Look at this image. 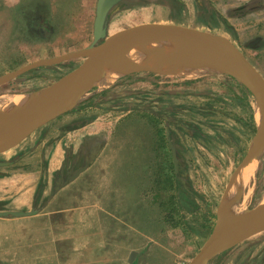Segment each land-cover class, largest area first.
I'll return each instance as SVG.
<instances>
[{"label":"rangeland","instance_id":"rangeland-1","mask_svg":"<svg viewBox=\"0 0 264 264\" xmlns=\"http://www.w3.org/2000/svg\"><path fill=\"white\" fill-rule=\"evenodd\" d=\"M30 1L18 6L16 0H5L0 8V76L94 41L98 0ZM201 6L197 30L231 40L264 77V0H206ZM137 11L113 15L109 35L131 26ZM84 61L42 67L0 86V109L16 97H32L53 85ZM166 67L156 72L109 69L114 72L108 71L64 114L88 110L85 115L98 123L102 142L111 137L116 147L134 148L122 150L125 155L140 156L142 144L148 145L150 237L160 239L143 264H189L227 203L239 220L264 205V148L241 169L253 154L258 128L257 141H264L261 111L251 92L219 71L172 72ZM32 135L0 158L27 148ZM160 223L163 228L156 229ZM208 264H264V231Z\"/></svg>","mask_w":264,"mask_h":264},{"label":"crops","instance_id":"crops-1","mask_svg":"<svg viewBox=\"0 0 264 264\" xmlns=\"http://www.w3.org/2000/svg\"><path fill=\"white\" fill-rule=\"evenodd\" d=\"M205 1L123 0L109 19L139 10L124 30L145 24L197 30ZM78 112L46 124L27 148L0 158V214H10L0 217V264H143L158 244L159 237H150L148 145L140 156L125 155L134 148L116 147L111 137L102 142L89 111Z\"/></svg>","mask_w":264,"mask_h":264},{"label":"water","instance_id":"water-1","mask_svg":"<svg viewBox=\"0 0 264 264\" xmlns=\"http://www.w3.org/2000/svg\"><path fill=\"white\" fill-rule=\"evenodd\" d=\"M122 1L98 0L94 22V41L90 46L59 57L39 60L0 76V86H2L38 68L60 65L78 59L85 60L82 65L61 80L32 97H28L30 102L25 114L5 137H0V154L16 148L38 129L75 108L57 110L45 117L46 111L61 100L76 98L79 102L83 95L105 78L109 69L119 67L125 70L150 71L126 59H117L121 52L135 45H193L200 48L205 54V59L185 60L184 62L197 66L207 62L208 70L225 73L241 82L251 92L260 108L262 115L260 125L264 131V77L231 40L195 29L160 24L139 25L109 35L108 24L111 11ZM258 134L253 154L246 159L241 169L245 168L248 162L258 156L264 148V141H257ZM234 182L235 179L227 190L223 204ZM8 215L10 214H0V217ZM11 215L24 216L25 214L12 213ZM229 219L225 214H220L218 224L212 234L189 264H208L223 252L264 231L263 205L256 211L243 215L238 221L230 222ZM135 255L136 253L131 255V262Z\"/></svg>","mask_w":264,"mask_h":264},{"label":"bare ground","instance_id":"bare-ground-1","mask_svg":"<svg viewBox=\"0 0 264 264\" xmlns=\"http://www.w3.org/2000/svg\"><path fill=\"white\" fill-rule=\"evenodd\" d=\"M118 58L126 59L128 61L133 62L136 65L145 67L147 69L150 68L153 69L154 71L162 69L161 67H166V65L168 67L164 69H168L169 71L177 70L178 72L181 71L183 72L187 69H196V68H204L208 70L209 67L207 62L203 65L200 66L198 65V67H195L196 66L195 64H191L189 66L185 64L184 62L185 60L190 61L197 59L200 60L205 59V54L203 50L193 45H184V46H173L170 44L135 45V46H131V48H129L128 50H124L123 52H121L120 55L117 57V59ZM182 63L184 64L181 65ZM108 71L106 73H108ZM113 72L114 71H109V74L111 75ZM28 97H16L10 100L9 102H7V104L5 103V105L0 109V137H5L15 127L18 120L25 114L26 108L30 102ZM77 101L78 99L76 98H68L59 101L49 110L46 111L45 117L51 115L57 110L69 109L67 106H71ZM261 138L263 139V135H261ZM229 203H227L226 205L224 214L230 218L229 219L230 222L238 221L239 220L238 214L233 208V206H229L230 205Z\"/></svg>","mask_w":264,"mask_h":264},{"label":"flooded vegetation","instance_id":"flooded-vegetation-1","mask_svg":"<svg viewBox=\"0 0 264 264\" xmlns=\"http://www.w3.org/2000/svg\"><path fill=\"white\" fill-rule=\"evenodd\" d=\"M39 69V68H38ZM36 70V69H35Z\"/></svg>","mask_w":264,"mask_h":264}]
</instances>
